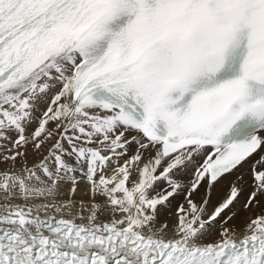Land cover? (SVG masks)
<instances>
[{
    "label": "snow or ice",
    "instance_id": "obj_1",
    "mask_svg": "<svg viewBox=\"0 0 264 264\" xmlns=\"http://www.w3.org/2000/svg\"><path fill=\"white\" fill-rule=\"evenodd\" d=\"M0 165V264H264V0H0Z\"/></svg>",
    "mask_w": 264,
    "mask_h": 264
},
{
    "label": "bare ground",
    "instance_id": "obj_2",
    "mask_svg": "<svg viewBox=\"0 0 264 264\" xmlns=\"http://www.w3.org/2000/svg\"><path fill=\"white\" fill-rule=\"evenodd\" d=\"M0 167H2V165H0ZM64 189L66 190H62L63 194L67 195L68 194V187L64 186ZM75 197L77 200H83L85 202L88 201L89 197L87 194V189L85 184L81 183L75 193Z\"/></svg>",
    "mask_w": 264,
    "mask_h": 264
},
{
    "label": "rangeland",
    "instance_id": "obj_3",
    "mask_svg": "<svg viewBox=\"0 0 264 264\" xmlns=\"http://www.w3.org/2000/svg\"><path fill=\"white\" fill-rule=\"evenodd\" d=\"M62 190H66V189H64V187H63Z\"/></svg>",
    "mask_w": 264,
    "mask_h": 264
}]
</instances>
